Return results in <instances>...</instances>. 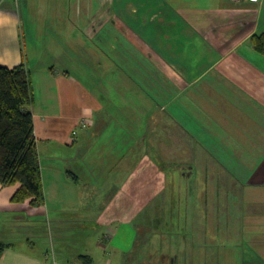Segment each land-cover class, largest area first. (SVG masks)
<instances>
[{
  "label": "crops",
  "instance_id": "crops-1",
  "mask_svg": "<svg viewBox=\"0 0 264 264\" xmlns=\"http://www.w3.org/2000/svg\"><path fill=\"white\" fill-rule=\"evenodd\" d=\"M262 33L264 0H0V66L31 73L46 196L15 204L20 186L0 185V264H95L91 248L133 263L151 230L137 216L166 215L170 248L217 224L220 183L264 192ZM235 204L264 230V208ZM64 221L89 248L72 259L45 236Z\"/></svg>",
  "mask_w": 264,
  "mask_h": 264
},
{
  "label": "rangeland",
  "instance_id": "rangeland-1",
  "mask_svg": "<svg viewBox=\"0 0 264 264\" xmlns=\"http://www.w3.org/2000/svg\"><path fill=\"white\" fill-rule=\"evenodd\" d=\"M77 21L78 20L75 19L74 23L70 22V30H73V32L80 30ZM44 25L45 24L42 26ZM40 31L42 32V30ZM46 42L47 41H43L39 38V45L44 46ZM50 50L52 52V47ZM44 59L47 58L45 57ZM96 130L99 131L100 128ZM236 187L238 192L237 195L241 196L244 193L246 194L245 199H227V192L229 190L232 191L229 195L233 196ZM219 188L220 197L217 204L220 214L213 216L216 219V225H209V228L208 225L201 223V230L197 233L194 231H177L172 235L175 239L171 242L170 248H166V215L149 217L137 216V218H139L138 224L140 225V229L144 228L146 225V219H149V227L151 228V230L148 231H144V229L140 231V243L136 247V252L140 255V261L137 259L135 262L130 263L125 262L124 259L122 262H114L112 264H264V230H259L260 226L255 225H251V230H248L247 226L243 223L245 216L242 218L240 215L239 219L243 221L238 222V216L228 215V211L232 210V203H237L235 204L237 205L234 209L235 211H237L239 207L240 211L249 207L253 208V205L255 208L258 199L262 202L264 201V194H262L264 192L258 190V188H254L250 191L244 190L238 185L231 183L227 185L225 182L220 183ZM259 208H264V202ZM53 225L54 229L49 234L47 231L49 227L47 226L45 228V236L48 235V242L51 245L49 248L50 252L53 251L52 240L55 242L57 254L63 256V258L72 259L76 253H81L87 249L89 250L87 247L78 248L72 246L73 236L77 237L79 234L74 223L70 224L64 221L58 226L55 225V223ZM91 225L92 224H87L85 227L91 228L93 227V225ZM248 226L250 228V225ZM57 227L64 228L66 231H60ZM93 230L92 228V230L89 231L91 238H94ZM161 233H165V236H161ZM85 234H87V230ZM185 238H187V240H185ZM45 241L46 239H44V242ZM91 242L93 243V241ZM89 253L93 256L95 264H111L108 260H110V258L113 259L112 256L110 257L109 255L105 257L101 255L100 257H96L99 252L97 251L96 253V250L93 248L89 250Z\"/></svg>",
  "mask_w": 264,
  "mask_h": 264
},
{
  "label": "trees",
  "instance_id": "trees-1",
  "mask_svg": "<svg viewBox=\"0 0 264 264\" xmlns=\"http://www.w3.org/2000/svg\"><path fill=\"white\" fill-rule=\"evenodd\" d=\"M251 42L264 55V33L254 35ZM33 104L31 73L26 64L12 69L0 66V185L20 186L13 203L29 201L32 206L41 207L46 196L31 111ZM6 247L0 244V260ZM82 258L91 260L89 256Z\"/></svg>",
  "mask_w": 264,
  "mask_h": 264
},
{
  "label": "built area",
  "instance_id": "built-area-1",
  "mask_svg": "<svg viewBox=\"0 0 264 264\" xmlns=\"http://www.w3.org/2000/svg\"><path fill=\"white\" fill-rule=\"evenodd\" d=\"M237 1H241V0H237ZM247 1L253 4H260L263 0H247Z\"/></svg>",
  "mask_w": 264,
  "mask_h": 264
}]
</instances>
